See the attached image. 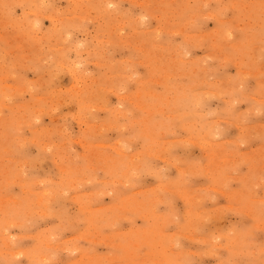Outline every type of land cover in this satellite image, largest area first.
Here are the masks:
<instances>
[{
  "label": "rangeland",
  "instance_id": "rangeland-1",
  "mask_svg": "<svg viewBox=\"0 0 264 264\" xmlns=\"http://www.w3.org/2000/svg\"><path fill=\"white\" fill-rule=\"evenodd\" d=\"M0 264H264V0H0Z\"/></svg>",
  "mask_w": 264,
  "mask_h": 264
}]
</instances>
